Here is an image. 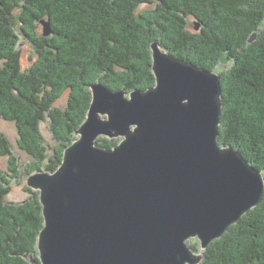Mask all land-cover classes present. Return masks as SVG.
<instances>
[{"label": "trees", "instance_id": "16d2710c", "mask_svg": "<svg viewBox=\"0 0 264 264\" xmlns=\"http://www.w3.org/2000/svg\"><path fill=\"white\" fill-rule=\"evenodd\" d=\"M42 23L50 26L48 37L39 33ZM21 39L36 55L25 69ZM154 41L171 56L211 72L230 64L218 72L217 142L238 150L264 178V0H0V118L15 124L18 148L32 158L28 177L60 167L87 117L90 85L126 94L154 87ZM64 93L66 106L55 107ZM45 120L55 141L51 149L39 128ZM119 142L99 138L97 145L111 150ZM0 155L9 157V173L0 172V264H32L44 226L39 193L26 188L27 200L7 203L10 179L19 171L1 134ZM200 264H264V196L209 245Z\"/></svg>", "mask_w": 264, "mask_h": 264}, {"label": "water", "instance_id": "95a60500", "mask_svg": "<svg viewBox=\"0 0 264 264\" xmlns=\"http://www.w3.org/2000/svg\"><path fill=\"white\" fill-rule=\"evenodd\" d=\"M150 50L154 87L126 94L90 85L87 117L60 167L27 178L44 219L40 264H200L261 202L262 173L217 142L219 75L157 41ZM99 138L120 142L108 150Z\"/></svg>", "mask_w": 264, "mask_h": 264}, {"label": "rangeland", "instance_id": "374dc122", "mask_svg": "<svg viewBox=\"0 0 264 264\" xmlns=\"http://www.w3.org/2000/svg\"><path fill=\"white\" fill-rule=\"evenodd\" d=\"M148 8L145 6L143 9ZM190 29L193 27V21H189ZM42 27H39V33L42 34ZM18 50H20V61L21 66L23 69L29 67L34 60L36 59V55L34 52L33 47L30 45L29 42L26 40H20V43L18 45ZM230 67V64H223L221 65L217 71L215 72L218 74V72H221L222 70H226ZM68 94L64 93L55 103V107L63 109L66 106L67 103ZM50 124L48 120H45L44 122L40 123V132L42 134V137L45 141L46 146L51 149L55 141L52 137V133L49 128ZM0 134L5 136L6 139L9 141L12 155L17 158V166L19 171V176L16 178L10 179V193L8 196H6L5 201L7 203H22L25 200L29 198V194L26 192V181L28 178L27 169L28 166L32 162V158L27 155L24 151H21L18 148L17 141H18V133L17 128L14 123L12 122H6L0 118ZM120 141V139H119ZM45 163L42 164L44 166ZM8 167H9V157L8 156H1L0 155V172L3 174H8ZM188 245H194L198 248V251H200V244L197 240H190L188 242ZM32 258H38V254L32 256Z\"/></svg>", "mask_w": 264, "mask_h": 264}]
</instances>
